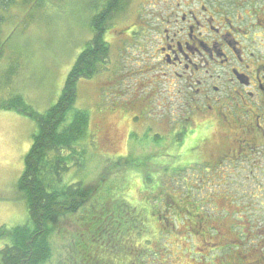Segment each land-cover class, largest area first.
<instances>
[{
    "label": "rangeland",
    "instance_id": "374dc122",
    "mask_svg": "<svg viewBox=\"0 0 264 264\" xmlns=\"http://www.w3.org/2000/svg\"><path fill=\"white\" fill-rule=\"evenodd\" d=\"M12 1L10 6L0 8V229L7 230L25 225L29 219L26 202L18 185L24 172L25 157L33 144L36 123L32 117L14 110H5L2 106L7 105L9 100L17 95L37 114H44L56 104L80 53L94 36L92 20L102 8L101 0ZM123 2L124 10L117 14L104 34V40L111 46L108 70L90 80H81L77 85L76 108L89 114L94 145L87 154L88 160L82 170L78 173L71 170L67 178L76 181L81 179L90 190H97L101 179L107 176L109 166L116 159H119L116 167H119L120 171L125 169L126 172L128 170L122 161L132 156L140 160L148 159L147 163L150 165L147 167L150 169H158L160 164L174 163L172 169H167L169 173L165 179H168L171 177L168 176L171 175L170 171L176 168L175 164L180 161L181 156L192 149L189 145L182 147L174 142L176 132L172 122L176 120V116L164 113V102L167 99L165 92L160 94L159 100H155L156 103H152L154 112L150 115H147L146 108H140L146 106L145 100H141L140 107L131 100L134 97L139 96L142 99L150 95L151 90L146 84H151L149 78L155 74L141 73L142 65L137 66L133 62L134 59H141L140 52L134 47L130 48L133 51L131 61H120L118 49L122 47L118 40L119 32L122 36L132 32L123 28L134 21V12L142 4L141 0H122L121 4ZM177 147L180 149L175 151L174 148ZM245 170V179H242L240 170H230L238 175L234 174L225 180L226 188L233 190L243 184L248 191L247 204H255L256 209L254 213L250 212L254 216L250 231L253 230V235H257L256 240L261 239L259 242L264 253V158L257 164L246 163ZM124 172L119 174L116 170L118 175H124ZM135 173L139 172L128 173L127 181L132 178L131 183L136 184L140 175H137L136 180V176H133ZM164 175L160 170L149 174L152 181L139 190L130 187L133 192V198L129 197V205L133 208L130 217L135 218L136 214L140 213L148 228H151V224L160 228L162 236L153 231L150 235V241L153 242L150 250L152 264H209L210 262L203 261V255L207 253L200 246L204 245V238L199 234L202 232L209 236L210 231L207 227L198 230L196 224L198 210L213 218L219 214L208 210L209 206L205 207L209 200L204 201V195H210L211 181H207L208 176L202 180L195 179L197 171L188 169L180 175L181 179H177L181 181L179 186L175 187L176 183L170 182L171 189L178 191L173 195L185 192L184 180L193 182L194 187H201L203 191H195L192 202L183 199L188 204H181L182 208L175 206V213L168 215L171 208L163 207L162 203L158 202L161 197L155 193V180ZM114 177L118 179L117 175ZM122 185L124 183L120 182L115 186L114 194L127 202V193L123 191ZM258 188L262 191L259 192ZM105 192L104 189L99 191L101 197L105 198ZM194 203L197 205V211ZM83 212L84 210L55 223L54 238L57 239V250L52 264L57 263L61 254L59 264L66 261L67 248L64 249L63 245L68 246L69 234L83 238L77 234L84 230L82 223L87 212ZM104 216L102 222L122 221L121 216L114 211L103 213L102 217ZM94 217L96 215L90 221H93ZM211 217L207 218L210 220ZM1 240L0 248L5 244ZM245 247V264H252L259 255L255 253L254 258V255L249 256V253L250 250L252 252L251 248L257 246L250 243ZM261 248L257 250L261 252ZM73 250L71 243L69 257L74 254ZM212 255L216 254H209V258ZM262 255L260 253V256ZM80 258L73 257L75 264H82ZM146 260L147 264H150V260ZM112 262L118 264L115 257Z\"/></svg>",
    "mask_w": 264,
    "mask_h": 264
},
{
    "label": "flooded vegetation",
    "instance_id": "af4514ba",
    "mask_svg": "<svg viewBox=\"0 0 264 264\" xmlns=\"http://www.w3.org/2000/svg\"><path fill=\"white\" fill-rule=\"evenodd\" d=\"M141 2L134 21L123 28L132 32H119L118 54L127 63L133 57L130 48H136L141 59L133 62L142 65V74L155 76L146 84L150 95L131 100L138 107L145 100L140 108L150 115L152 103L166 93L164 113L176 116L174 142L192 147L190 156L186 152L181 159H190H185L186 166L195 164V179L208 176L212 183L210 195H204L209 200L205 207L219 214L206 221L212 235L210 240L202 236L203 261L245 264L246 244L257 246L253 254L250 250L254 258L261 248V239L250 231L255 204H247L243 184L227 189L225 180L238 175L233 169L245 179V164L264 158V0ZM197 212L199 230L205 218L202 210ZM262 263L258 257L252 264Z\"/></svg>",
    "mask_w": 264,
    "mask_h": 264
},
{
    "label": "trees",
    "instance_id": "16d2710c",
    "mask_svg": "<svg viewBox=\"0 0 264 264\" xmlns=\"http://www.w3.org/2000/svg\"><path fill=\"white\" fill-rule=\"evenodd\" d=\"M101 2L102 8L92 20L94 36L80 53L57 103L44 114L33 112L18 95L11 98L7 105L2 106L5 110H14L32 117L36 123V133L33 144L25 157L24 172L18 185L26 202L29 219L25 225L11 230L0 229V239L5 243L0 248V264H52L57 250L55 245L57 239L54 238L56 236L55 223L60 219L71 218L82 210L84 214L85 211L87 212L82 223L84 230L77 234L83 238L69 234L68 246L63 245L64 249H67H65L66 261H62V264H75L73 257L78 256L81 257L82 264H114L112 262L114 257L118 264H147L146 259H149L152 264L150 250L153 242L150 241V235L152 231L158 236L162 235L160 228H155L153 224L151 228H148L140 213L136 214L135 218L130 217L133 209L129 205V197L133 198L130 187L139 190L140 187L152 181L149 174L162 170L165 175L155 180L157 183L155 193L161 197L158 202L162 203L163 207L171 208L168 215L175 213V206L182 208L181 204H188L183 199H189L191 202L194 200L196 187L193 182L189 183L184 180L185 192L183 194L173 195L178 191L170 187V182L176 183L175 187L179 186L181 181L177 179H181L182 173H186L188 169L195 170V164L187 165L192 166L189 168L186 166L185 159L188 158L185 156L175 164L176 168L170 171L171 175L168 176L171 177L168 179H165L169 173L167 169H172L174 163L160 164L158 169H150L147 167L150 165L147 163L148 159L140 160L134 156L122 161L127 172L125 169L120 171L119 167H116L119 159L113 161L114 163L108 168L109 173L101 179L97 190L86 188L88 186H85L84 181H80L81 179L76 181V179L67 178L71 170L75 173L82 170L88 160L87 154L94 145L90 133L89 114L85 110L76 108L77 85L81 80H90L108 70L111 46L104 40V34L117 14L125 8V2L121 4L122 0H101ZM12 3V0H0V8L4 9ZM174 149L176 151L180 148ZM186 155L190 156L189 153ZM116 170L119 174L125 171L124 175H118ZM131 171L140 173L133 175L136 176L135 179L137 175H140V178H137L140 180L136 179V184L131 183L132 178L127 181L128 173ZM115 175L118 179L114 177ZM120 182L124 183L122 186H124L123 191L127 193V202L120 200V197L114 194L115 186ZM102 189L106 190L105 198L99 193ZM194 207L197 211L195 203ZM112 211L119 214L122 221L120 223L106 220L102 222L101 220L105 218L102 214ZM95 215L93 221H90ZM203 215L208 217L206 214ZM204 216L205 227L209 229V235H212L211 226L206 225L209 219ZM199 236L208 237L209 240V236L202 232ZM71 243L74 254H70L69 257ZM251 249L253 252L254 247ZM251 253L249 256H252L253 253ZM257 253L264 264L262 249ZM260 253L263 255L260 256ZM61 255L57 258L56 264L61 263Z\"/></svg>",
    "mask_w": 264,
    "mask_h": 264
}]
</instances>
